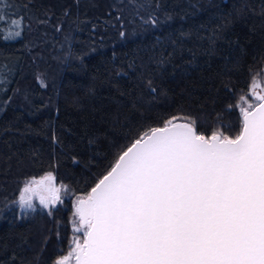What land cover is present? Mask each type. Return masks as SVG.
I'll list each match as a JSON object with an SVG mask.
<instances>
[{
	"label": "trees",
	"instance_id": "obj_1",
	"mask_svg": "<svg viewBox=\"0 0 264 264\" xmlns=\"http://www.w3.org/2000/svg\"><path fill=\"white\" fill-rule=\"evenodd\" d=\"M0 13V264L65 254L73 199L149 127L192 117L235 137V105L264 75V0H0ZM49 171L69 196L18 216L23 183Z\"/></svg>",
	"mask_w": 264,
	"mask_h": 264
},
{
	"label": "snow or ice",
	"instance_id": "obj_2",
	"mask_svg": "<svg viewBox=\"0 0 264 264\" xmlns=\"http://www.w3.org/2000/svg\"><path fill=\"white\" fill-rule=\"evenodd\" d=\"M235 107L241 117L235 137L219 129L206 135L194 118L173 116L133 139L90 191L73 200V232H83V240L73 235L70 251L53 264H264L259 73ZM62 190L49 171L24 183L18 203L34 209L35 198L51 216L64 202Z\"/></svg>",
	"mask_w": 264,
	"mask_h": 264
},
{
	"label": "rangeland",
	"instance_id": "obj_3",
	"mask_svg": "<svg viewBox=\"0 0 264 264\" xmlns=\"http://www.w3.org/2000/svg\"><path fill=\"white\" fill-rule=\"evenodd\" d=\"M259 79L261 80L262 84H264V75L260 76ZM247 98H248V100H249L250 103H256L255 99H254L251 95H248ZM26 181H27V180H26ZM26 181H25V182H26ZM25 182H24V183H25ZM24 183H23V185H24ZM23 185H22V187H23ZM22 187H21V188H22ZM69 194H70V191L68 190V188H67V186H66V191L62 190V198H63V199H64V198H67V197L69 196ZM18 197H19V194H18L17 199H16V201H15V204H16V206H17L18 216L27 215V214H29V213H34V211H36V210H42V211H46V210H47V209H43V208L39 205V201L36 200L35 198H34V200H33V203L35 204V208H34V209H26V208H22V207L20 206V204L18 203ZM75 198H76V197H75ZM75 198H74V199H75ZM74 199H73V200H74ZM72 204H73V202H72ZM72 210H73V207H72ZM71 220H72V215H71V217H70V219H69V222H70V234H71V236H70V241L72 240L73 235L79 236V237L81 238V241H82V240H83V232H77V233H74V232H73V225H72V223H71ZM70 241H69V244H70ZM69 244H68V245H69ZM69 251H70V247H69V249L66 251V253L63 254V255H66ZM71 264H75L74 259H73V261L71 262Z\"/></svg>",
	"mask_w": 264,
	"mask_h": 264
},
{
	"label": "water",
	"instance_id": "obj_4",
	"mask_svg": "<svg viewBox=\"0 0 264 264\" xmlns=\"http://www.w3.org/2000/svg\"><path fill=\"white\" fill-rule=\"evenodd\" d=\"M178 122H184V120H179Z\"/></svg>",
	"mask_w": 264,
	"mask_h": 264
}]
</instances>
